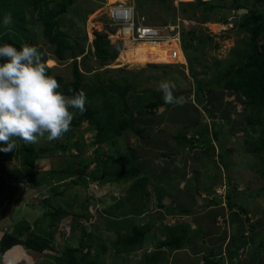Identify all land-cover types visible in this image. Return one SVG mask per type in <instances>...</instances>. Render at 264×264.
Instances as JSON below:
<instances>
[{
    "label": "rangeland",
    "instance_id": "1",
    "mask_svg": "<svg viewBox=\"0 0 264 264\" xmlns=\"http://www.w3.org/2000/svg\"><path fill=\"white\" fill-rule=\"evenodd\" d=\"M109 1L111 0H105L104 5L100 3V6L97 7L94 3H98L99 0H71L70 5L56 19L60 28L68 37L77 41L78 47L88 49L90 46L88 34L94 33L100 28L102 30L105 21V10L110 6ZM132 1L135 6V15L141 16L145 23L160 25V23L164 22L166 14L171 15L168 19L169 21H174L172 15L174 12L175 15L178 14L184 20L181 28V31L184 32L183 42L181 41L182 53L178 46L176 47L179 50L175 49L174 53L173 47L168 46L165 42L139 43L136 41L137 43L134 45L130 44L128 53L138 49L148 55L147 57L143 58L140 55L133 56L131 54L129 58L133 63L130 64L123 59V54L127 50L124 47L121 54L110 63L99 66L93 60H89L91 71L88 72H84L79 62L84 53L76 55L75 58L79 69L83 70V77H85L86 83H92L95 75L102 72L104 67L118 68L122 66L127 71L126 74H133V72L139 74L134 77L133 81L137 83L138 89H147L148 91L145 93L151 92L153 96L163 99L162 92L158 91L157 88L160 81L167 80L175 85L174 95L184 98L183 104L187 107V111L183 109V106L173 107V105L167 104L160 106L150 115L136 114L134 118L135 125H138L142 129V133L145 134L144 141L140 136L132 133L131 130H126V135L123 133L124 136L115 138L116 144H119L116 146L117 152L122 153V155L125 154V143L127 142V147L130 149L134 148L137 157L143 159V172H145V176L148 179L146 180L143 176H136L134 180H137L141 185L144 184V189L148 193V197L144 201L146 204L145 209L148 210L145 212L146 217L151 214L150 209L156 206L155 190L153 189L159 188L160 190L158 186L160 183H169L166 187V196L163 202L165 204L169 203L170 206L178 203L173 199L174 186L176 188L180 186V193L188 194L194 193L192 186L197 183L199 184L200 198L195 200V195L193 197L194 201H197L196 205H190L193 213L182 215V219L170 217L167 223L170 227L176 226L178 223H189V227L193 225L192 227L196 228L194 248L201 246L200 240L204 241L205 237L207 236L208 238L209 235L210 241H212L209 242V245L216 246L222 242L220 237L224 236V241L228 240L223 235V232L227 234L229 227L225 228L222 220L219 219L218 221L221 224L217 226L219 230L215 231L216 229L211 227L210 222L204 220L202 212L205 209L197 204L203 203L202 206H204L205 201L201 198L203 187V190L209 193L205 194V200L208 199V195L210 197H221V200H224V188H227L236 204L243 206L249 217V219H245L240 207L234 206L236 212L229 218V225L235 222L240 227V231L233 230V242L229 245L227 244L228 248H231L232 254L236 256L233 263L245 264L243 255L247 251L250 254L249 261L253 262L255 260L257 264L258 262L264 264V241L261 244L257 243L259 238H256V241H251L252 236H249L251 232L248 230V226L253 224V227L257 230L263 228L261 233H264V193L253 194L261 187L264 178L255 170L254 156L245 150V141L253 139L257 133L252 131L248 125L243 127V125L237 124L236 126V123H245V120L240 122V118H243L242 106L244 99L238 93L224 91L218 84L229 62L232 59L239 60L244 58L249 34L237 26V23L243 18V12L238 13V9L226 5L231 0H224L225 6L214 7L211 10H206L202 4L195 2L190 5H180L176 4V0H140L141 3L139 4L141 5L139 6L136 0ZM213 1L215 3L218 0ZM242 3H244L246 8L254 7L264 14V0L254 6H252L254 0H243ZM173 7L175 10L173 9L172 12ZM247 12L244 13L247 14ZM5 15H9L12 20V23L8 26L3 24ZM222 18L231 21L233 23L232 27L226 25L227 21L222 22ZM135 23H138V21L135 20ZM84 33L87 35L85 40L82 39ZM0 37L4 39L13 38L22 41V44L27 43L38 47L40 52H43L48 59L47 64L51 67L52 73L62 75L64 80L72 79L71 58L58 62L53 57L51 53L52 47L45 43L44 32L41 25L36 21V14L30 0H0ZM169 54L176 55L172 58L160 59ZM182 54L186 61L185 65H175L184 62ZM153 60L163 63L173 62L175 66L161 70L160 68L155 69L154 66L148 65L147 67V65H144L146 62H153ZM44 62L46 63V60ZM116 75L118 76V73ZM200 86L204 88L202 97L198 94ZM209 95L213 98L209 99ZM220 95L222 97L218 100ZM128 101L132 104V96L128 97ZM208 109H210V115L208 114ZM77 117L78 115L76 114L70 130L61 139L51 142L41 139L38 143L29 144L34 149V156L36 157L34 173L38 177L45 179L48 177L50 169H59L76 164L78 158L86 156L91 160L87 170L93 171L96 166V161L93 159L96 153L102 155L110 152L103 143L99 144L92 141L93 136L90 129L83 132L79 125L74 124ZM254 120L256 129L264 125V106L260 116L254 118ZM213 121L221 123L222 127L217 128V125L213 127ZM234 121L235 126L233 124ZM229 124L230 127H227ZM194 126H197V128ZM212 128L216 129L215 131L217 132L213 135L215 139L211 137V143L214 146L210 145L208 153L204 155L200 153V148L195 149V147L187 146L181 149L176 144L177 132L184 131L186 136H188L189 134H194L195 131L197 135L210 139L211 134L209 131ZM69 132L70 134L67 136ZM145 141H151L153 146L145 143ZM219 143H221L222 152L218 155V148L221 147ZM19 144L20 141L18 140L17 147L13 151H0V181L9 183L12 181L9 173L12 171L16 173L23 171L22 157L17 152ZM63 144L65 145L64 149L61 148ZM3 147L4 145L0 144V148ZM197 158L202 162H196ZM109 166L113 167L112 162L109 163ZM58 180H60L59 183L61 184L53 188L52 185H56ZM106 180L99 181L96 179L88 182L87 188H84L86 185L79 186V184L72 182L71 178H64V176L53 177L49 182L42 183L39 186L33 185L32 181L28 179L24 185H18L17 189L8 187L10 193H7L6 189L2 190L0 185V234L5 230H11L12 225L24 217L29 223L42 220L39 224V229L42 232L54 231V238H60L55 226L50 228L48 225L45 226L47 217L44 214L46 206L43 198L53 194L51 199L52 206L69 204L75 213L81 214V216L72 217L73 223L75 221L77 227L74 228L71 243H77L79 227L84 228L85 231L92 230L95 233L94 235H96L94 224L96 227L104 225L101 218H98V214H111L113 210H116V201L126 198V190L132 182L130 180L120 187L115 184L117 181L113 180V183ZM186 186L187 188L185 189ZM83 203L86 204L84 205ZM124 203L130 208L128 201ZM215 205H210V207L212 208ZM208 208L209 206L206 207V209ZM215 211H221V209L216 208ZM209 212L211 213L213 210ZM125 217L126 219H115L114 223L122 224L124 221L130 220L131 223L135 222L138 225L143 219L142 215L134 218L133 213L129 212ZM161 227H158L155 223L154 226L148 228L151 229L149 231H152L157 228L161 229ZM39 229L37 228L38 231H40ZM162 230L165 231L164 228L161 229V232ZM102 233H100L102 240L109 242L105 238L107 231H102ZM243 233L246 235L244 237L240 236ZM145 234L150 235L148 232ZM161 236L163 234L159 232L158 238H161ZM191 236V233H188L186 239L190 241ZM146 238V242L150 241L149 236H146ZM223 242L222 245L224 247L226 243L224 242L225 244H223ZM151 244L154 247V241ZM240 244L243 246L241 247ZM148 246L149 244L146 245V249H148ZM238 246L239 249H237ZM109 247L111 248L110 243ZM242 249H245V251ZM222 250L221 246L216 251V254ZM105 256L106 254H101L103 264H106L102 260L107 257ZM122 257H118V261H121V264L125 260ZM136 259L134 258L135 262ZM169 262L170 264H194V261L180 251L171 256ZM247 264L249 263L247 262Z\"/></svg>",
    "mask_w": 264,
    "mask_h": 264
},
{
    "label": "trees",
    "instance_id": "2",
    "mask_svg": "<svg viewBox=\"0 0 264 264\" xmlns=\"http://www.w3.org/2000/svg\"><path fill=\"white\" fill-rule=\"evenodd\" d=\"M260 1L261 0H254L252 6ZM137 2L140 6V0H136V3ZM194 2L202 4L206 10L225 6L224 0H218L215 1V3L213 0H191L187 2L182 1L178 4L190 5ZM242 2L243 0H231L230 3L226 5L236 9L246 8ZM30 3L36 14V21L41 25L42 31L44 32L45 43L52 47L51 53L53 57L58 62L69 57L71 58L72 79L64 80L62 75L52 73L51 67L47 64L48 59L45 54L41 52L44 61L46 60V64L48 65V74L57 79L60 85L58 91L65 95H73L84 88L82 90L87 98L85 105L86 111L83 114H80L78 110L73 109L78 115L74 124L79 125L83 132L90 129L93 136L92 141L99 144L103 143L105 147L107 146L110 152L103 153L104 155L96 153L93 158L96 161V166L93 171L87 170L91 160L86 156L78 158L76 164L59 169H50L48 171V177L44 179L38 177L36 173H34V162L36 159L34 156V149L31 145L20 141L17 152H19L22 157L23 171L18 173L12 171L9 173L12 181L9 183L6 181H0V185L2 186L1 189H6L7 193H10L8 187L17 189L18 185H24L28 179L32 181L33 185L39 186L42 183L49 182L53 177L58 178L60 176L71 178L72 182L79 184V186L86 185L84 188H87L88 182L95 181L96 179L99 181H105L107 179L106 181L109 180L112 182L114 180L117 181L118 184H124L130 180L132 182L126 190V198L124 200L119 199L116 201V210H113L111 214H98V218H101L104 225L96 227L94 224L97 232L96 235H94L95 233L92 230L85 231L84 228L79 227L76 240L77 243L75 244L71 243V240L74 228H76L77 225L75 221L73 223L72 217L81 216V214L75 213L72 210V206L69 204H65L66 206L61 204H57L55 207L52 206L51 199L53 194L45 196L43 198L44 205L46 206L44 214L47 217L45 226L48 225L49 228L55 226L59 234L58 237L60 238H54V231L42 232V230L39 229V224L42 220L29 223L26 218L22 217L12 225L11 230H5L0 235V254H3L13 245L18 244L24 250H32L34 253L48 256L57 264H99L98 260L101 258V254H106L109 251V242L111 248L114 247L116 253L129 252L140 248L139 246L146 241V236H149L150 241L148 242L152 243L154 241V247L147 256H143L140 260V264H156L167 252L182 248L188 244V240L186 239L188 233H191V239L196 234V228H190L189 223H178V225L171 227L167 223V220L170 217L175 218L177 213H193V210L190 209V205H196L193 199L194 194L188 193L180 195V193H175L174 196L178 203H175L173 206L176 207H173L170 206L169 203L164 204L161 190L153 189L155 190L154 197L156 199V206L150 209L151 214L146 217L145 212L148 210L145 209L146 204L144 201L145 198L148 197V193L144 189V184L141 185L137 180H134L136 176H143L146 180L148 179L145 176V172H143V159L137 157L134 148L130 149L127 147V142L125 143V154L122 155V153L117 152L116 146L119 144H116L117 141L115 138L117 136H124L123 133L126 135V130H131L132 133L140 136L144 141L143 138L145 137V134L142 133V129L138 125H135L134 118L136 114L150 115L160 106L167 104L164 103L162 98L153 96L151 92L145 93L148 91L147 89H138L137 83L134 82L133 79L139 74L136 72H133L134 75L126 74L127 71L122 66L118 68L104 67L102 72L95 75L92 83H86V79L83 77V70L84 72L91 71L89 60H93L95 64L99 66L114 61L121 50V42L119 40H111L108 38L107 32L111 29L108 28L106 21H104L102 30L94 31V37L88 39L90 45L88 49L78 47L77 41L68 37V35L60 28L56 19V17L62 14L66 10V7L70 5L71 0H30ZM94 4L99 6L98 3ZM173 9L175 10V8H172V12ZM246 9L248 11L247 14L243 12V18L237 23V26L240 29L249 34L244 58L239 60L232 59L224 69L222 78L219 80L218 84L224 91L227 90L228 92L232 91L238 93L244 99L242 106L243 118H240V122L241 120H245V123H236V126L237 124L240 126L243 125V127L248 125L252 131L257 133L253 139L245 141V150L254 156L255 170L264 178V125H261L259 129H256L254 126V118L260 116L264 106V14L254 7H247ZM172 15L174 18L175 12ZM170 16V14H166L164 22L168 20ZM221 21L226 22L227 19L222 18ZM183 35L184 32L181 31L180 40L182 42ZM82 39H87L85 33L83 34ZM162 42L173 47L174 53L175 49L177 51L179 50L169 41ZM5 43L12 44L17 47L18 50L19 47L23 45L22 41L13 38L4 39L0 37V45ZM78 54H83L82 59L79 61L83 70L79 69L78 62L75 58ZM148 65L154 66L155 69L160 68L161 70H164L166 67L175 66L172 64ZM116 73H118V76ZM203 89L204 88L200 86L198 91V94L201 97ZM221 95L218 100L221 99ZM129 96H132V104L128 101ZM208 98L212 99L213 97L209 95ZM182 106L185 111L188 110L184 104ZM207 111L210 115V109ZM212 123L213 127L216 125L218 126L217 128L222 127L219 122L213 121ZM230 124L227 125V127H230ZM233 124L235 126V121ZM194 127L197 128V126ZM215 130L216 129L212 128L211 131H209L211 134L210 139L197 135L195 131L194 134H189L188 136H186L184 131L180 133L177 132L176 144L181 149L187 146L195 147V149L200 148V153L204 155L208 153L212 145L214 146V144L211 143V137L215 139L213 136L217 133ZM68 134H70V132L67 133V136ZM219 145L221 146V143H219ZM64 147V144L61 145V148L64 149ZM221 148L222 146L218 148V155L222 152ZM110 162H112L113 167L109 166ZM196 162L201 163L202 161L197 158ZM59 181L60 180L56 182V185H52L53 188L61 184ZM186 188L187 186L185 189ZM198 188L199 184L194 183L192 191L198 193ZM261 193H264V182L253 194L259 195ZM203 200L205 201L204 206H202L203 203L197 204L203 209L208 205H215L220 202L216 197ZM125 201H128L130 208L125 205ZM83 204L85 205L86 203ZM226 205L227 209L230 211L236 206V201L229 192H227L226 195ZM239 207L243 212L245 219H249L245 208L241 205H239ZM212 209L213 208L210 207V210ZM125 211L127 213H133L134 218L142 215L143 219L141 220V224L137 225L134 222L129 231H127L126 226L122 227L123 224H115L114 220L116 218L124 216L125 214L127 215ZM232 213L234 212H230L231 215ZM231 215H229L228 219L232 217ZM155 223L158 227L162 226L165 231L162 230L161 232V229H163L162 227L161 229L157 228L149 231L151 229L148 227L154 226ZM210 225L212 228L217 229L212 220H210ZM253 226V224L248 226V230L251 232L249 236H252L250 240L256 241L255 239L259 238L257 243L261 244V242L264 241V233H261L263 228L257 230ZM37 228L40 231H38ZM233 230H236L237 232L240 231V227H238L235 222H233L230 227L227 240L228 245L233 242ZM102 231H107L105 238H107L109 242L102 240V235H100ZM112 231L115 233L113 239L111 236ZM146 232L150 235L145 234ZM159 232L163 234L161 238H158ZM223 235L226 236L224 232ZM245 235L246 234L243 233L240 236L244 237ZM220 239L223 242L225 237H220ZM222 242L218 243L216 246H210L207 249V252L202 255V261L200 264H223V257L215 256L216 251L222 246ZM228 245L226 247V252L232 256L234 254H232L231 248H228ZM240 246L242 247L243 245L240 244ZM237 249H239V246ZM242 250L245 251L244 249ZM258 264H260V262H258Z\"/></svg>",
    "mask_w": 264,
    "mask_h": 264
},
{
    "label": "clouds",
    "instance_id": "3",
    "mask_svg": "<svg viewBox=\"0 0 264 264\" xmlns=\"http://www.w3.org/2000/svg\"><path fill=\"white\" fill-rule=\"evenodd\" d=\"M100 3L104 5V0H99V6ZM11 23V17L5 15L3 24ZM227 23L232 27L231 21ZM185 62L184 59L175 65H185ZM59 87L57 79L48 74L38 47L26 43L18 50L12 44L0 45V144L4 145L0 151H13L18 140L25 144H35L41 139L55 141L70 130L76 117L73 109L80 114L86 111V94L81 90L65 95L58 91ZM174 89L175 85L167 80L160 81L157 88L165 104L182 106L184 98L176 97ZM227 190L224 188L225 204ZM216 198L222 201L221 197Z\"/></svg>",
    "mask_w": 264,
    "mask_h": 264
},
{
    "label": "crops",
    "instance_id": "4",
    "mask_svg": "<svg viewBox=\"0 0 264 264\" xmlns=\"http://www.w3.org/2000/svg\"><path fill=\"white\" fill-rule=\"evenodd\" d=\"M145 143L153 146L151 141L150 142L145 141ZM115 184L122 187L126 183H124V184L115 183ZM167 185H169V183L168 184L160 183L158 185L160 187L161 193L163 194V197H162L163 200H164V197L166 196L165 191H166ZM203 189H204V187H203ZM203 189H202L203 194L201 193L202 194L201 198L204 199L205 194H209V193L205 192ZM175 193L176 194L180 193V186H179V188H176V186H174L173 199L176 200V198L174 196ZM193 194L195 195V200L197 198H200L199 190H198V193L195 192ZM180 195H183V194L180 193ZM208 199H210V195H208ZM196 202L197 201H195V203ZM164 204H165V202H164ZM208 206H209V208L208 209L205 208V211L202 212L204 214V220L205 221L208 220L209 222H210V220H212L214 222V226L217 228L215 231L219 230L218 229L219 227H217V226H220L218 224H221L218 220L219 219L222 220V223L224 224L223 226H225V228L229 227L227 229V234H226V237L228 238L229 232H230V227L232 226V223H230V225H229L230 219H228V217H229V215H231L230 212H236L235 207L233 209H231V211L228 210L225 202L222 200L218 203V205H215L214 207H212L214 209V211L210 213L209 212L210 211V205H208ZM236 206L239 207L238 204H236ZM216 208H220L221 211H215ZM125 213H127V212L125 211ZM232 214H235V213H232ZM176 215H177L176 218L178 217V219H182V215H186V214H178L177 213ZM200 215H201V213H200ZM125 216H126V214L124 216H120L118 218L126 219ZM231 216H233V215H231ZM122 224H123L122 227L126 226L127 231H129L133 223H131V221L128 220V221H124ZM192 226L193 225H191L190 228H192ZM1 234H2V232H1ZM112 235H113L112 236V239H113L115 237V233L113 231H112ZM195 237H196V234L193 236L192 239H189L190 241H188V244H186L184 247L172 250L170 252H167L165 254V256H163L156 264H162V263L170 264V262H169L170 257L179 251L181 253H183V255H185L186 257L190 258V260L194 261V264H200L202 261V255H204V253L207 252V249L210 247L209 242H212V241H210V235L208 236V238L206 236L204 241L200 240L201 246L199 245L198 248H194L193 245L195 242V240H194ZM206 239H208L207 240L208 243H207ZM224 242H223V244H225L224 247L222 245L223 250L220 253H217L215 256L216 257H220V256L223 257V260H222L223 264H234L233 262L235 261L236 256L235 255L231 256V255L227 254V252H226L227 239ZM148 244H149L148 249H146L147 248L146 245H148ZM139 247L140 248H138L137 250H134V251L120 252V253H116V251L114 250V247H112V248L108 249L109 251L106 253V256L108 257V259H106L107 257L105 256L106 258H103L102 260H104L106 262V264H121V261H118V257L123 256L122 258L125 259L123 264H140V260L143 258V256H147L149 254V252L153 249V246H152L151 242L144 241V243ZM145 249H146V251H145ZM244 253H245V255H243V260H244L245 264H247V262L251 263V264H257V262L255 260L253 262L249 261V255H248L247 251ZM134 258L135 259L137 258L136 262L134 261ZM98 261H99L98 262L99 264H103L101 261V258ZM0 264H57V263L55 261H53L52 259H50L48 256H43V255H40L38 253H34L32 250H30V251L24 250L20 245L16 244V245H13L12 247H10L9 249H7L3 254H0Z\"/></svg>",
    "mask_w": 264,
    "mask_h": 264
},
{
    "label": "built area",
    "instance_id": "5",
    "mask_svg": "<svg viewBox=\"0 0 264 264\" xmlns=\"http://www.w3.org/2000/svg\"><path fill=\"white\" fill-rule=\"evenodd\" d=\"M181 1L189 0H176V4ZM109 3L110 6L105 10V19L108 28L111 30H108L107 35L109 39L121 42L119 55L124 49L126 42L135 40H144L152 43L175 40L181 51L180 32L184 20L178 14L175 15L174 21L167 20L164 23H160V25H156V23L148 24L145 23L141 16L135 15V6L132 0H112ZM135 20L138 23H135ZM226 25L229 27L231 24L227 23ZM88 36L89 39L93 38V32L88 34ZM169 63L173 62H146L144 65Z\"/></svg>",
    "mask_w": 264,
    "mask_h": 264
},
{
    "label": "bare ground",
    "instance_id": "6",
    "mask_svg": "<svg viewBox=\"0 0 264 264\" xmlns=\"http://www.w3.org/2000/svg\"><path fill=\"white\" fill-rule=\"evenodd\" d=\"M112 1V0H111ZM139 42V43H142V42H144V40H135V41H128V42H126L125 43V48H127V50L124 52V54H123V56H124V58L123 59H125L128 63H130V64H132L133 62H131V60H130V58H129V56L132 54L133 56H141V57H143V58H145V57H147L148 55H146V54H144L143 52H141V51H139L138 49H135L134 51H132L131 53H128V50H129V46H130V44L131 45H134L135 43H137V42ZM171 44H174L175 46H178V44H177V42L175 41V40H168ZM174 55H176V54H169V55H167L166 57H161L160 59L162 60V59H166V58H172ZM152 57V56H151ZM153 58H157V57H153ZM174 59H177V58H174ZM158 60H153V62H157Z\"/></svg>",
    "mask_w": 264,
    "mask_h": 264
},
{
    "label": "water",
    "instance_id": "7",
    "mask_svg": "<svg viewBox=\"0 0 264 264\" xmlns=\"http://www.w3.org/2000/svg\"><path fill=\"white\" fill-rule=\"evenodd\" d=\"M246 11H247L246 8H239V9H238V13H242V12H246Z\"/></svg>",
    "mask_w": 264,
    "mask_h": 264
}]
</instances>
